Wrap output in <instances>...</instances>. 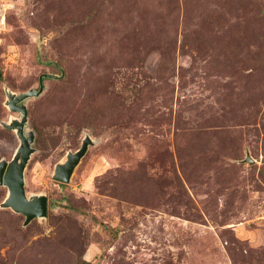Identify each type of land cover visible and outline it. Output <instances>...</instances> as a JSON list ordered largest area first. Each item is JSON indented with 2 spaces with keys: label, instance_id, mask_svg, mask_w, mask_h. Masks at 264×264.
Returning <instances> with one entry per match:
<instances>
[{
  "label": "rangeland",
  "instance_id": "1",
  "mask_svg": "<svg viewBox=\"0 0 264 264\" xmlns=\"http://www.w3.org/2000/svg\"><path fill=\"white\" fill-rule=\"evenodd\" d=\"M0 70L8 161L5 89L54 76L26 102L48 217L0 186V264H264V0H0Z\"/></svg>",
  "mask_w": 264,
  "mask_h": 264
},
{
  "label": "water",
  "instance_id": "2",
  "mask_svg": "<svg viewBox=\"0 0 264 264\" xmlns=\"http://www.w3.org/2000/svg\"><path fill=\"white\" fill-rule=\"evenodd\" d=\"M0 76H2L1 70ZM50 77L54 76L42 75L39 88H33L27 92L16 93L9 88L5 89L7 98L5 104L11 111L19 113L20 117H13L1 124L4 128L15 132L20 144L10 161L0 160V186L8 189V195L1 207L23 215L25 217L24 226H28L35 219L48 217L49 199L45 194L27 195L25 171L35 153L33 146L36 140L35 131L28 128L29 112L26 102L30 98L42 95L45 90L44 78ZM92 145H96V142L89 135L86 136L79 150L68 153L66 159L56 165L53 178L61 183H70L77 167ZM248 158L253 162L250 157Z\"/></svg>",
  "mask_w": 264,
  "mask_h": 264
},
{
  "label": "flooded vegetation",
  "instance_id": "3",
  "mask_svg": "<svg viewBox=\"0 0 264 264\" xmlns=\"http://www.w3.org/2000/svg\"><path fill=\"white\" fill-rule=\"evenodd\" d=\"M39 88V87H38Z\"/></svg>",
  "mask_w": 264,
  "mask_h": 264
}]
</instances>
